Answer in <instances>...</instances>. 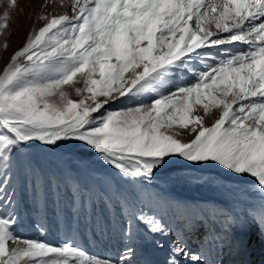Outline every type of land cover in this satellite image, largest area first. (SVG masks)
Masks as SVG:
<instances>
[{"label": "rangeland", "instance_id": "1", "mask_svg": "<svg viewBox=\"0 0 264 264\" xmlns=\"http://www.w3.org/2000/svg\"><path fill=\"white\" fill-rule=\"evenodd\" d=\"M155 1L0 0V246L34 247L0 255V264H128L146 242L166 253V229L176 242L180 228L216 216L227 220L215 240L226 251L236 212L249 233L264 227L261 52L231 42L208 46L207 70L172 62L174 49L157 38L164 21ZM190 64L188 84L199 89L185 96L180 79ZM215 125L213 139H198ZM79 243L115 247L120 261L92 262Z\"/></svg>", "mask_w": 264, "mask_h": 264}, {"label": "bare ground", "instance_id": "2", "mask_svg": "<svg viewBox=\"0 0 264 264\" xmlns=\"http://www.w3.org/2000/svg\"><path fill=\"white\" fill-rule=\"evenodd\" d=\"M158 1L160 3V4L159 3L158 4H159V11H161V13L159 11L158 12L161 14L160 17L162 18V21H164V23L160 24V26L157 28V38H158V41L162 42V44L165 45L166 48H168V50L174 49L173 54L170 57L171 61L175 60V59H179V58L180 59L186 58V60L184 59L185 61L191 62L192 64H197V63L199 64L200 63V64H202L201 65L202 69L207 70L209 67H206L205 66L206 62H202V60L203 59L208 60L211 58L210 54L207 51L208 46H210L212 48H218L222 45L231 44V42H234V44L237 46V49H247V50L253 49V50H256L257 52H259V51L261 52V59L259 62L256 63V65H257V67L262 69L260 74L264 75V0H191V1L180 0L178 2H171L170 0H167V2H164V0H156L155 2H158ZM155 2H153V3H155ZM235 3L238 5L239 11L237 13H231V11H233L234 9H231L230 5L235 6ZM206 11H209L208 16H206V18L204 20H201L200 19L201 15L206 13ZM211 27H213V30H210ZM178 28H183L184 31L182 32L181 35L176 36L175 30H177ZM168 34H169V36L167 37L166 35H168ZM226 38H230V39L228 41H224ZM172 47H174V48H172ZM232 49L234 50L235 48H232ZM229 50L233 51L231 49H229ZM223 53L224 54L229 53V51L223 52ZM223 53H222V55H223ZM238 53H236V54H238ZM236 57H244V56L241 54V55H238ZM240 60H243V59L241 58ZM192 64H190L189 66H187L185 68L186 70H185L184 74L182 75V78L180 79L181 80L180 85L183 84L182 92L186 93V95L184 94L185 96H187L188 94L193 96L197 92V90L199 89V88L192 87L191 85L188 84V82L190 80L189 78L193 74V70H192L193 65ZM157 68L158 67H156V68L152 67L148 71V74H151L153 70L156 71ZM251 71H253V70H251ZM250 74H253V73L251 72V73H249V75ZM241 75H243L241 72H238V74H235V76L233 77V81L235 80L236 82H238L241 78L240 77ZM244 75L246 76V74H244ZM127 76H128V74H127ZM127 76H124V77H127ZM245 76L243 78L245 80H247L245 78ZM249 77H250L249 79H251L252 76H249ZM243 78H242V81H244ZM249 79L247 80V82L249 81ZM250 81L252 82V80H250ZM244 82H246V81H244ZM241 83H239V85ZM247 84H249V82ZM239 85L234 84V86H237L236 88H238ZM241 86H242V84H241ZM257 87H259V86H257ZM248 89H250V88H248ZM257 89H260V88H257ZM238 91L242 92L241 89L240 90L238 89ZM231 92H232V90H231ZM233 93H232V95H233ZM236 93H238V92H236ZM247 93H251V92H247ZM255 94H257V93L255 92ZM195 95H197V93ZM171 96H173V95H171ZM243 96H245V95H243ZM60 97H62V96H60ZM227 97H228V95H227ZM232 97L234 98L235 96H232ZM232 97H231V99H232ZM235 98H237V97H235ZM177 99H178V101L180 100V98H177ZM240 99H242V98H240ZM245 99H249V98L247 97ZM255 99L257 102L256 104L261 102L262 101L261 100V94L260 95L257 94ZM45 100H46V98H45ZM47 101L48 100H46V102ZM59 101H61V100H59ZM175 101H177V100H175ZM233 102H234V100H233ZM61 103H63V102H61ZM174 103H176V102H174ZM174 103L172 102V104H174ZM250 104L251 103H249L247 105H250ZM250 107L253 108L252 106H250ZM259 107H262V106H260L258 104V108ZM244 109L248 110L245 107L242 110H244ZM259 111H261V113H263L262 110H259ZM259 111H257V112H259ZM263 111H264V108H263ZM239 113H240V111H239ZM255 113H256V111H255ZM246 115L244 116V120H245V117H248L247 113H246ZM155 116H156V114H155ZM224 116H225V114L222 115V119H225ZM237 117L238 116L236 115V118ZM238 118H242V117L239 116ZM257 118H259V116ZM242 119H241V122L244 121ZM253 119H255V118H253ZM262 120L263 119H261V121ZM246 121H247V119H246ZM256 121H259V119H257ZM145 122H146V120H145ZM235 122H237V121H235ZM260 123L258 122V124H260ZM262 123L264 124L263 121H262ZM219 125L218 126L215 125L216 126L215 128H213V126H212V129H208L207 131L205 130L206 131L205 134L204 135L202 134V137H200L198 139L205 140V142L209 141V139H213L215 136V133H217L216 129L219 127ZM240 126H242V124ZM247 126H249V125H247ZM261 127H263V126H261ZM248 130H250V129H248ZM263 130H264V128H263ZM158 133H160V132H158ZM248 133H250V132H248ZM263 134H264V132H263ZM259 139H260V137H259ZM160 141H162V140H160ZM88 178H89V176H88ZM90 180H91V178H90ZM94 182L96 183L95 180H94ZM93 183H92V185H93ZM89 184H88V186H89ZM111 188L112 187H110V189ZM108 191H110V190H108ZM109 193L111 194V193H113V191L109 192ZM192 215H193V212H192V209L190 207V204L188 203V214L185 216L186 221H184L183 223L189 224V221L191 220ZM203 215H204V217L207 216L204 214V212H203ZM229 215H230V218L232 219V223L229 224V228H231V231H232L231 236H232V241L234 244L233 248L227 247L226 251H223L221 246L216 243V241H215L217 239L216 233L221 231V229L223 230L224 229L223 224L227 222V220L222 219L223 217L221 218L219 216H216L214 218L208 219V221H209L208 223H204V224L197 223V225L194 226L192 228V230H189V226L186 229L180 228V230H179L180 232L179 231L178 232H179V234H181V236L178 237V241H176V242L173 241L169 237V233L167 234L168 231L166 229V235L164 236L165 237L164 241L166 242V244L168 246L166 253L158 252L161 249L160 250H159V248L155 249L148 242H146V244L143 245V249L138 251V253H136V255H134L135 258H132L133 260L128 262V264H166L167 259L172 260L173 264H179V262L182 260V258H181L182 253H184V255H187L186 260L184 262L185 264H207L206 262H208L209 259H208L207 255L206 256L204 255L205 252L208 255H210V254L212 255L213 253H215V255L220 256L219 257L220 258V264H264V245H263L262 249H257L258 244L260 245L261 243L264 242V227L261 226L259 223L258 224L255 223L254 226L251 228V229H254L253 232L249 233V228H248L249 226H247L245 219L241 216V214L239 212H236L234 215L233 214H229ZM215 219H217V220L215 221ZM201 231H202V234H201ZM206 231H209V234H204ZM202 237L205 240L209 238L208 244H206V243L201 244V242L197 243L198 240L201 241ZM81 244L79 243V245L77 247V248H79L80 256L83 258H88V259L94 260L92 262L97 261V258H98V260L100 258H104L108 262L111 261L112 263H117L118 261H120V260L117 261V258H116L117 249L115 247L110 248V249L108 248L106 250L104 247H101L96 252H94L90 248H87L88 246L85 247L83 244L82 245ZM67 246H68V244H67ZM33 248L34 247H32L31 244L28 242L13 239L10 241V243L3 244V246L0 248V255L2 257H4L11 252H18V251L19 252L20 251L28 252L29 250H31ZM75 249H76V247L74 248V250ZM89 251H92V253H93L92 257L90 256ZM223 252H225V254H221ZM79 253H78V255H79ZM242 259H243V261H242ZM118 264H120V263H118Z\"/></svg>", "mask_w": 264, "mask_h": 264}]
</instances>
